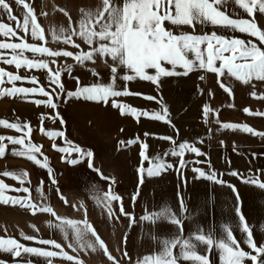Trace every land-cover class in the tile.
Listing matches in <instances>:
<instances>
[{"label": "crops", "instance_id": "crops-1", "mask_svg": "<svg viewBox=\"0 0 264 264\" xmlns=\"http://www.w3.org/2000/svg\"><path fill=\"white\" fill-rule=\"evenodd\" d=\"M11 5L12 15L18 18L13 21L7 11L0 8V22L10 24L19 36L24 37L29 43L43 44L53 50H69L79 52L89 50L83 40L73 36V40L80 44V49L72 45H66L61 39H54L53 34L62 37L69 29L79 28V21L89 12H94L102 6V0H25L33 9L37 23L43 30L44 40H34L31 37V25L28 33L22 28H16L17 23L23 21L26 9L16 3V0H6ZM117 5H122L123 0H112ZM221 11H225L232 18H254L259 27L264 29V14L256 11L254 17L235 5L233 0H223L219 5ZM63 9V11H61ZM164 26L173 31L174 34L188 32L192 34H204L216 31L217 34L228 37H238L244 40H253L259 44L255 37L239 31H229L222 26H214L210 23L195 26L181 25L174 26L165 21ZM0 41L20 42L17 37L0 36ZM259 46L264 47V44ZM0 52L11 53L10 49H0ZM29 58H33L31 52H25ZM225 55H230L226 53ZM49 60L50 67L55 70H62L61 80L65 84L66 91H75L77 82L86 85L93 82L111 83V66L113 61L110 57H97L95 63L85 62L78 64L72 57H40ZM55 59L56 63L51 61ZM107 60V64H105ZM217 66L220 61L216 62ZM68 65H72L71 70ZM0 67L7 71L16 72L14 65H6L0 61ZM165 67L170 65L165 64ZM93 70L98 75H93ZM180 69H178L179 71ZM127 71L124 67H118L115 84L117 90H122L127 84L130 93L140 95H127L109 98L105 104L103 101H88L84 99H68L64 102L63 94L59 104V112L65 123L60 124L59 119L53 121L50 116L54 115L53 110L44 105H36L35 99H44L36 94L28 99L20 96L0 97V119L9 122L27 123L32 131L26 137L29 141L41 147V151L48 158L47 163L52 169L49 174L47 169L41 168L34 162L12 154V148H20V145H12L7 139L6 153L0 157V180L12 186L13 189L21 187L20 181L11 177L3 176L5 171L26 172L24 187L30 191L17 192L6 190L5 195L27 196L38 206H49L54 212L67 219L87 221L95 229L96 235L104 242L108 253L115 256L120 264H128V257L132 264L137 258L145 255H156L161 251V241L170 239L178 233V229L170 221H140V216L146 212L159 211L161 208L171 209L177 218H182L183 236L188 237L196 232L198 228L203 234L214 232L219 238L223 235L222 226H231L233 235L240 242L245 251H251L246 244V233L242 232L239 224L238 214L235 208L240 207L241 213L252 231L254 240L264 243V189L257 185L245 183L240 177H256L264 181V139L260 136L246 133L238 129H224L223 123L247 124L257 132H264V116L250 113L264 112V81L253 77L247 84L235 77L227 76L217 78V74L208 71H194L187 76L161 77L159 88L152 82L139 78L133 81H123L120 77ZM150 73L154 70H148ZM47 70H18L20 75H35L40 84L47 88ZM226 73V70H225ZM203 75L204 79L199 77ZM225 83L231 88V93L220 87ZM17 86H39L27 81L16 82ZM3 87H11L7 82ZM255 93V95H253ZM154 95L156 101H148L145 97ZM116 99L121 104H127L139 110H160L163 102L168 108L172 125L179 129L176 134L171 125L163 121L152 120L148 117H136L129 113L121 114L119 109L112 107L111 100ZM208 104L213 112L209 113L207 123L203 114V106ZM248 108L250 112H245ZM45 119L41 121V114ZM220 120V124L216 120ZM44 131H41V129ZM48 130H58L65 133L64 137L51 138L46 133ZM24 132L6 128L0 125V135L21 136ZM148 132V136L144 133ZM172 135L177 143L188 140L196 142L205 156L195 157L194 154H186L185 159H200L210 161L211 166L218 173H224L223 179L235 186L239 194L227 185H219L206 179H194L191 167L183 170L181 177L175 169L163 172L159 176L148 177L144 173L143 183H140L138 169L141 165L148 167V161H142L140 157V144H121V141L135 139L137 136L147 142L149 148L146 154L152 158L156 155H163L171 147L170 141L160 137ZM71 141L84 150L91 151V159L85 157L76 165L66 162L67 158H76L77 153H61L59 147L68 146L65 141ZM221 141L224 143L222 144ZM57 145V148L53 147ZM255 154V155H253ZM43 162V157L39 156ZM170 162L176 163L178 158L165 157ZM89 163L93 165L89 168ZM208 169V164L193 165ZM99 169V173L96 171ZM237 171L239 176H230L227 173ZM103 176L110 179L104 180ZM55 180V183H53ZM114 181V183H113ZM186 182V183H185ZM39 189V191H37ZM112 190L123 198V207L127 212H133L137 223L129 226V219L120 214L119 202H113L114 217H109L104 203L99 198L104 193ZM134 193H139L135 204L131 199ZM186 206L181 210L180 199ZM116 217H119L118 219ZM49 221L52 224H49ZM59 223L50 213H41L21 208L19 205L5 204L0 202V237L14 238L21 244L29 247H39L45 250L61 251L54 245L40 244L39 240H55L61 245L62 250L69 255L76 257V260L69 261L62 256L45 258L35 254L22 253L20 257H13L9 253L0 251V260L7 261V264H113L109 260L104 249L97 242L96 249L80 247L74 233L69 230L67 237L54 225ZM21 233L24 235L22 236ZM24 236H35L36 240H26ZM86 240L95 241V237L89 233ZM72 244L73 247H68ZM198 251L204 253V246H199ZM128 252V257L122 255ZM179 248L173 249L177 254ZM213 264H220L218 250L213 248L210 254ZM180 264H193L192 261L181 260ZM246 264H251L246 261Z\"/></svg>", "mask_w": 264, "mask_h": 264}, {"label": "snow or ice", "instance_id": "snow-or-ice-1", "mask_svg": "<svg viewBox=\"0 0 264 264\" xmlns=\"http://www.w3.org/2000/svg\"><path fill=\"white\" fill-rule=\"evenodd\" d=\"M235 5L243 9L249 17H254L256 11L264 14V0H233ZM16 3L26 9L23 17L22 24L17 23L16 28H22L25 33L29 31L31 25V37L34 40H44L43 30L37 23L36 16L33 9L25 2V0H16ZM223 0H123L122 5H117L112 0H102V6L98 7L94 12L89 11L80 21L79 28L69 29L62 37L53 34L54 39H61L66 45L80 49V44L73 40V36H78L83 42L89 46L88 51L80 50L73 52L69 50H53L51 47L44 46L38 43H29L27 40L19 36L16 29L10 24L0 22V36L3 37H17L20 42L0 41V49H10L11 53L0 52V61L6 65H14L16 72L7 71L5 68L0 67V97L2 96H20L21 98L28 99L40 94L44 99H35L33 102L36 105H44L53 110L54 115L50 119L55 121L59 119L61 125L65 123L63 117L59 112V104L61 95L63 94L64 102L68 99H84L88 101H103L105 104L109 102V98L127 96V95H140V93H130L127 84L124 85L122 90H117L115 84L118 76L117 68L124 67L127 71L120 77L123 81H133L137 78L152 82L159 88L161 77L172 76H187L194 71H208L217 74V78L231 76L247 84L253 77L257 80L264 81V47L259 46L264 44V29L258 26L255 19L246 18H232L225 11H221L219 5ZM0 8L7 11L9 17L13 21L18 18L12 15L11 5L6 0H0ZM63 11V9H61ZM168 21L171 25L181 26L189 25L195 26L196 23L222 26L229 31H239L247 33L251 37L257 38L259 44L253 40H244L238 37H228L225 35L217 34L216 31L204 34H192L188 32H181L174 34L164 26V22ZM25 52H31L33 58L25 55ZM229 53L230 55H225ZM37 55L40 57H72L78 64L83 65L85 62H93L97 57H110L113 61L111 66V83L93 82L81 86L79 77H76L77 86L75 91H66L65 84L61 80L62 70L57 68L53 70L50 67L49 60L44 58H35ZM220 61L217 66L216 62ZM107 64V60L104 61ZM52 64L56 60L51 61ZM165 64L170 67H165ZM71 70L72 65L67 66ZM24 68L26 70H47V88L40 84L37 76L35 75H20L18 70ZM154 70L149 72L148 70ZM178 69H180L178 71ZM226 70V73H225ZM93 75H98L93 70ZM201 80L204 76L199 77ZM27 81L33 85L39 86H17L16 82ZM11 87H3L5 83ZM220 87L226 92L231 93V88L225 83H220ZM255 95V93H253ZM148 101H156L157 97L154 95H147L145 97ZM264 98V97H262ZM161 104L160 110H139L127 104H121L116 99L111 100L112 107L119 109L123 115L129 113L139 119V117H148L152 120L163 121L172 126L176 134L179 129L172 125L171 118L168 113V108L163 104L162 100L158 101ZM208 104L203 106V114L205 123L210 112H213ZM244 111L250 112L248 108ZM253 115L264 116V112L250 113ZM41 121L45 119V114H41ZM220 124V120H216ZM0 125L6 128L15 129L19 132H24L21 136H8L0 135V157H4L6 153V144L4 141L7 139L12 145H20V148H12V154L27 157L28 160L34 162L35 165L47 169L48 173H52L47 160L41 151V147L35 143H26V137L30 135L32 129L27 123L9 122L8 120L0 119ZM224 129H238L246 133H251L260 136L264 139V132H257L254 128L247 124L223 123ZM41 131H44L42 128ZM51 138L64 137L65 133L58 130H48L46 133ZM149 133L145 132L144 136ZM165 141L171 142V147L165 151L163 155H156L150 158L146 152L149 148L147 142H144L137 136L135 139L121 141V144H140V157L142 161H148V167L145 168L141 165L138 169L140 174V183H143L144 173L148 177L159 176L163 172L175 169L177 173L183 177V170L191 167V171L195 174L194 179H206L219 185H227L233 192L236 193V199L239 200V194L234 185L224 180L222 177L224 173H218L212 168L210 161H202L200 159H185L186 154H194L195 157L205 156L206 153L202 151L197 143L202 144L203 140L196 142H189L183 140L179 143L172 135H164L160 137ZM68 146L59 147L58 151L61 153H77L76 158H67L66 162L71 165H76L81 159L87 157L92 158L93 153L88 150L80 148L78 145L72 144L71 141H65ZM223 144L224 142L221 141ZM54 148L57 145L53 144ZM43 157V162L38 155ZM255 155V154H253ZM165 157L178 158L176 163L170 162ZM208 164V169L205 171L203 168L193 165ZM93 165L89 163V168ZM99 173V169H96ZM230 176H239L240 174L233 170L227 173ZM3 176L11 177L20 181L21 187L13 189L11 185L6 184L4 180H0V202L5 204L19 205L21 208L31 210L33 213L39 211L41 213H50L55 217L59 223L54 226L60 231L64 232L67 237L68 231L74 233L75 241L80 247L96 249L98 242L99 246L104 249L108 255L109 260L113 264H120L115 256L108 253L107 247L104 242L96 235L95 229L87 221L67 219L58 216L54 210L49 206H38L32 202L27 196H9L5 195L6 190H14L17 192L23 191L28 193L30 189L24 187V178L26 172H12L5 171ZM104 180H109L107 176H103ZM245 183L257 185L259 188L264 189V181H260L256 177H240ZM55 183V180H53ZM114 183V181H113ZM186 183V182H185ZM39 191V189H37ZM139 193H134L131 197L133 206ZM104 207L107 209L109 217H114L113 202H119L120 214L129 219V226L137 223V219L133 212L125 211L123 207V198L116 194L114 191L109 190L104 193L102 198ZM181 210L186 207L183 199H180ZM238 214L239 224L242 232L246 233V239L243 243L247 245L251 251H245L240 242L233 235L231 226L225 224L222 226L223 235L219 238L214 232L203 234V230L198 228L196 232L190 234L188 237L183 236L182 218H177L175 213L169 208H161L159 211L145 213L140 216V221H151L153 223L158 221H170L178 229V233L174 234L170 239L161 241V251L156 255H145L142 259L137 258L135 264H180L183 261H192L193 264H213L210 260V254L213 248L218 250L220 264H246L250 261L251 264H264V243H257L252 235V231L248 226L244 215L241 213L240 207L235 208ZM117 219L119 217H116ZM51 225L52 222L49 221ZM95 237V241L86 240L88 234ZM23 236L24 234L21 233ZM26 240H36L35 236H24ZM40 244L54 245L55 248L61 251L45 250L39 247H29L21 244L14 238L0 237V251L11 254L13 257H20L22 253L35 254L45 258L62 256L65 259L72 261L76 257L69 255L62 250L60 244L55 240H39ZM204 246V253L198 251L199 246ZM68 247H73L69 244ZM179 248L177 254H174L173 249ZM123 256L128 257V252L124 251ZM0 264H7V261L0 260ZM14 264H20L19 261ZM27 264H31L28 261ZM51 264V260L48 261ZM82 264V262H79ZM128 264H132V260L128 257Z\"/></svg>", "mask_w": 264, "mask_h": 264}]
</instances>
